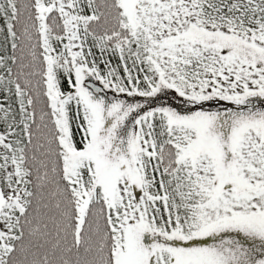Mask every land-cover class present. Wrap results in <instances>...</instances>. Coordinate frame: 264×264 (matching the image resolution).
<instances>
[{
    "label": "snow or ice",
    "instance_id": "6c2138e0",
    "mask_svg": "<svg viewBox=\"0 0 264 264\" xmlns=\"http://www.w3.org/2000/svg\"><path fill=\"white\" fill-rule=\"evenodd\" d=\"M0 264H264V0H0Z\"/></svg>",
    "mask_w": 264,
    "mask_h": 264
}]
</instances>
